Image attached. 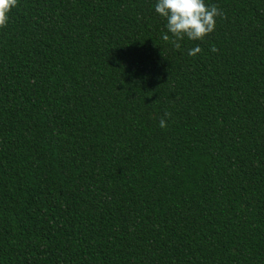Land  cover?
<instances>
[{"label":"trees","instance_id":"16d2710c","mask_svg":"<svg viewBox=\"0 0 264 264\" xmlns=\"http://www.w3.org/2000/svg\"><path fill=\"white\" fill-rule=\"evenodd\" d=\"M204 2L177 50L157 0H18L0 264H264V0Z\"/></svg>","mask_w":264,"mask_h":264},{"label":"clouds","instance_id":"9594fccd","mask_svg":"<svg viewBox=\"0 0 264 264\" xmlns=\"http://www.w3.org/2000/svg\"><path fill=\"white\" fill-rule=\"evenodd\" d=\"M17 2L18 0H0V28L7 26L8 13L17 6ZM155 11L167 21V32L161 38L170 42L177 50L185 37L192 41H203L215 30L216 18H226L217 5L207 6L204 0H157ZM168 33L171 34V39ZM201 51L197 45L188 51V55L195 57ZM211 51L215 53L218 50L212 47ZM164 115L167 117L170 113L166 112ZM159 126H167L164 118L160 119Z\"/></svg>","mask_w":264,"mask_h":264}]
</instances>
